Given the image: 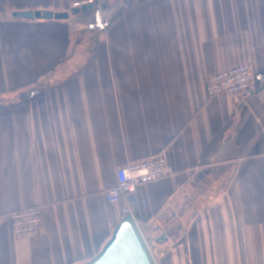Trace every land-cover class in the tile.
I'll return each instance as SVG.
<instances>
[{"label":"crops","instance_id":"crops-1","mask_svg":"<svg viewBox=\"0 0 264 264\" xmlns=\"http://www.w3.org/2000/svg\"><path fill=\"white\" fill-rule=\"evenodd\" d=\"M85 1L0 0V264H89L125 219L155 264H264V0ZM241 64L259 90L209 98ZM154 156L173 175L126 216L105 192ZM34 207L44 231L17 239Z\"/></svg>","mask_w":264,"mask_h":264},{"label":"built area","instance_id":"built-area-1","mask_svg":"<svg viewBox=\"0 0 264 264\" xmlns=\"http://www.w3.org/2000/svg\"><path fill=\"white\" fill-rule=\"evenodd\" d=\"M96 0H87L74 4L75 8L95 5ZM259 90V81L252 68L241 64L211 75L207 79V95L214 98L226 95L232 99L245 101ZM173 175L165 156H154L122 166L117 171V184L105 192V199L111 204H124L122 212L129 216L140 186L165 179ZM12 228L17 239L39 235L45 229L42 209L34 207L12 213Z\"/></svg>","mask_w":264,"mask_h":264},{"label":"water","instance_id":"water-1","mask_svg":"<svg viewBox=\"0 0 264 264\" xmlns=\"http://www.w3.org/2000/svg\"><path fill=\"white\" fill-rule=\"evenodd\" d=\"M92 8L93 5H88L77 11ZM13 17L24 20H66L69 13L21 11L14 12ZM89 264H155V262L135 223L131 219H125L116 229L109 244Z\"/></svg>","mask_w":264,"mask_h":264}]
</instances>
